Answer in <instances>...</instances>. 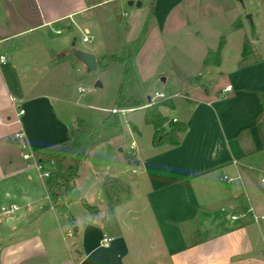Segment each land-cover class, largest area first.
I'll return each mask as SVG.
<instances>
[{
	"label": "crops",
	"instance_id": "0c3cea01",
	"mask_svg": "<svg viewBox=\"0 0 264 264\" xmlns=\"http://www.w3.org/2000/svg\"><path fill=\"white\" fill-rule=\"evenodd\" d=\"M237 1L245 8V0ZM120 2L0 0V41L9 55L0 63V264H264V56L253 42L259 36L260 12L250 11V24L244 8L220 9L234 12L231 31L220 37V63L204 65L221 39L201 52L199 70L182 93L167 96L173 106H160L169 124L186 125L178 144L154 145L156 129L145 121L146 110L162 99H147L131 109L144 111L145 126L130 122L136 131L128 127V132L143 139L144 131L151 130L141 143L132 140V161L122 158L128 167L115 170L118 176H106L117 186L112 201L105 179L98 180L93 196L78 187L86 159L70 197L55 203L50 181L32 159L24 158L26 153L43 157L41 153L69 139L75 123L59 106L70 99L57 93L62 66L55 59L70 56L74 48L94 53L71 43L72 30L91 10L118 8ZM141 2V7L148 3V12L133 14L125 24L129 32L137 23L165 29L175 11L222 0ZM237 20L241 27H235ZM176 23L187 25L180 19L172 26ZM246 36L260 60L241 65ZM32 47L40 63L30 61ZM71 63L69 69L81 62ZM115 65L103 69L120 67L121 86L125 64ZM227 85L232 89L226 90ZM178 94L181 99L174 100ZM116 107L106 108L103 120ZM122 130L126 133L125 126ZM118 133L112 136L120 147L124 133ZM128 169L131 176L119 175ZM11 203L18 210L5 219L1 206ZM104 236L112 237L108 245L102 243Z\"/></svg>",
	"mask_w": 264,
	"mask_h": 264
},
{
	"label": "rangeland",
	"instance_id": "374dc122",
	"mask_svg": "<svg viewBox=\"0 0 264 264\" xmlns=\"http://www.w3.org/2000/svg\"><path fill=\"white\" fill-rule=\"evenodd\" d=\"M128 1L121 0L118 8L111 5V9L105 7L104 9L107 10L104 11L103 8L98 11L91 10V15L84 18L82 24L73 29L71 34L69 33L72 35L71 43L75 41L77 46L93 48L94 53L97 52L100 63L99 66L97 59V70H88L86 65L84 67V63L78 59L74 50H71L70 56L61 54L55 59L62 66L61 80L58 83L60 90L57 93L70 99L68 104L59 102V106H62L63 114L69 115L70 122L75 123L71 127L72 139L69 144L41 153L45 160L43 170L50 173V177L45 178L50 181L51 192L53 190L55 193V196L51 194L55 203H63L70 197L74 189V180L86 159V163L82 167V178L76 179L78 187L82 190L86 189L87 193L93 196L96 184L102 178L105 179V182L108 181L110 190L114 194L113 189H117V186L113 185V178L107 179L106 176L117 175L115 170L128 167L127 165L123 166L122 158L132 156V154L128 155L132 150V140L141 143L149 137L151 126L144 131L143 139L138 134L128 132V127H132L130 122L145 126L144 111L142 109L131 111L139 106L123 108L125 111L117 113L126 128V133L124 130L122 133L120 132L124 133L120 138V147L117 146V137L112 136L113 133H119L104 131V125L101 123L104 121L103 117L109 114L106 108L117 105L122 73L119 71L120 67L112 66L110 71L103 68L115 65L119 61L124 64L127 61L132 63L133 70L128 75L129 78L123 92V96L127 99L140 100L141 103L146 104L148 97L153 100L166 99L157 97L155 95L157 91L163 92L165 96L174 93L181 94V89L198 72L200 64L197 65V62L200 60L204 48L217 45L220 37L228 35L231 31L234 12H232L233 10L221 12L220 9L237 7L243 10L244 8V5L237 0H222L220 3L215 2L210 5L207 3L198 6L197 9L175 11L165 29L158 30L153 26L143 28L137 23V27L129 32L131 27L125 26V24L129 22L128 20H132L131 17L135 12L139 14V17L142 16L141 14L147 13L149 5L144 2L143 7L137 8L130 6ZM245 4L243 10L245 18L251 12H260L256 18L259 36L253 42L261 55L264 56V0H245ZM138 19L140 20V18ZM180 19L186 21L187 25L176 23L178 25L172 26V22H179ZM101 21L102 23L104 21L105 25H102ZM250 21L249 18L251 24ZM85 36L89 37L87 43L82 42V38ZM34 52L35 49L32 47L30 61L40 63V59L34 58ZM75 60L81 62L80 65L69 69V66L73 64L71 62H75ZM34 71L35 69L32 72L34 73ZM99 80L103 82L102 87L95 86ZM81 88H85L86 91L82 92ZM179 94L174 100L181 99ZM169 114H172L171 111ZM76 118L83 122L86 120V123H91L96 127L76 121ZM119 148H123V152L119 151ZM130 160L132 161V159ZM70 167L76 169V174L72 177L70 176ZM131 172L132 170L128 169V174L121 173L119 175L131 176Z\"/></svg>",
	"mask_w": 264,
	"mask_h": 264
},
{
	"label": "trees",
	"instance_id": "16d2710c",
	"mask_svg": "<svg viewBox=\"0 0 264 264\" xmlns=\"http://www.w3.org/2000/svg\"><path fill=\"white\" fill-rule=\"evenodd\" d=\"M235 27H241V22L240 20H237L235 23ZM254 33V30H253ZM224 45V37L221 38V41L219 43V47L215 52H210L209 57L204 62V65H210V64H219L220 63V57H221V50ZM260 59L256 56V51L254 49V45L250 39L249 36H246L245 41H244V47H243V58L241 61V65H246L252 62H258ZM133 70V65L131 62L127 61L125 64V69H124V75H123V80L122 84L120 86V91H119V98L117 102V108L123 109V108H132L134 106H139L141 104L140 100L134 101L131 99H127L125 96H123L124 92V87L127 79L129 78L128 75L131 74ZM160 106H173V102L171 99H164L161 101L154 102L151 107H149L146 112H145V121L148 124H152L155 129V136H154V145H159L163 143L164 141H169L170 143L173 144H178V133L181 131H184L186 129L185 123H175V122H170V131H166L164 128V125L169 122L168 117L164 116L161 111H160ZM80 121V120H78ZM83 122V121H80ZM85 123V122H83ZM90 127H96L95 125L91 123H85ZM104 125V131L105 132H121L122 131V120L120 116L117 113H111L107 119H105L102 123ZM132 128L136 131V127L133 125ZM72 139V131L69 133V139L65 142H61L60 144L52 147L50 150L56 149V148H61L69 144V142ZM92 146V145H91ZM37 161L39 163L44 164L45 160L41 155H36ZM129 159H133V157L129 156ZM69 171L71 172L70 176H74L76 174V169L74 167H70ZM105 189L106 193L111 199V201L114 198L113 192L110 190L108 181L105 182ZM51 194L55 196L54 191L52 190Z\"/></svg>",
	"mask_w": 264,
	"mask_h": 264
},
{
	"label": "built area",
	"instance_id": "2783aa9c",
	"mask_svg": "<svg viewBox=\"0 0 264 264\" xmlns=\"http://www.w3.org/2000/svg\"><path fill=\"white\" fill-rule=\"evenodd\" d=\"M83 41H85V42L89 41V37H88V36H85V37L83 38ZM8 59H9V55L5 54V53L2 51V42L0 41V63H1V64H2V63H6V62L8 61ZM231 89H232V85H227V86H226V90H231ZM80 90H81L82 92H85V91H86L85 88H81ZM155 95H156L157 97H164V98L167 99V96H165L163 92H159V91H157V92L155 93ZM121 111H125V110H124V109H120V108H114V109L111 110L112 113H119V112H121ZM174 121H176V120H174ZM16 136H17V137H21L22 134H21V133H17ZM131 146H132V147L135 146V142H134V141L131 143ZM24 158H26V159H32V160L34 161V165L37 167L38 170L41 171V173L43 174V176H45V177H47V178L50 177V173H49L47 170H45V171L43 170V165H44V164L39 163V162L37 161V158H36L35 153H33V154L26 153V154H24ZM42 170H43V171H42ZM230 179L232 180V178H230ZM262 182L264 183V178L262 179ZM17 210H18V205H17L16 203H11V204H9V205H3V206H1V214H2V216H3L5 219H9V218L13 217V216H14V213H15ZM232 217L235 218L236 216L233 215ZM262 217H264V216H262ZM111 241H112V237L104 236V238H103V240H102V243H103L104 245H108Z\"/></svg>",
	"mask_w": 264,
	"mask_h": 264
},
{
	"label": "water",
	"instance_id": "95a60500",
	"mask_svg": "<svg viewBox=\"0 0 264 264\" xmlns=\"http://www.w3.org/2000/svg\"><path fill=\"white\" fill-rule=\"evenodd\" d=\"M128 4L130 6H133V5H135L137 7L142 6L141 0H137L136 2L134 0H129ZM248 18H250V20H251L250 14H248ZM73 50H74L75 54L77 55L78 59L80 61H82L87 66L88 70H97V68H98L97 59H96V55L93 52H89V51L82 50L79 48H74ZM95 86L96 87H102L103 83L99 80L96 82ZM148 99L151 100L150 97H148ZM164 128L168 132L171 129L170 124L166 123L164 125ZM9 224H12L11 220H10Z\"/></svg>",
	"mask_w": 264,
	"mask_h": 264
}]
</instances>
